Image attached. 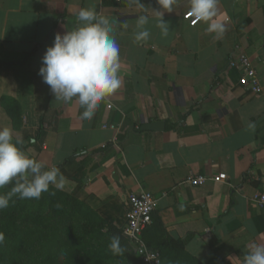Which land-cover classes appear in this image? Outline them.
Listing matches in <instances>:
<instances>
[{"label": "crops", "instance_id": "crops-1", "mask_svg": "<svg viewBox=\"0 0 264 264\" xmlns=\"http://www.w3.org/2000/svg\"><path fill=\"white\" fill-rule=\"evenodd\" d=\"M139 2L0 0L4 56L22 62L32 52L19 74L0 72V96L20 103L27 128L42 124L40 150L23 151L58 167L63 191L119 228L128 194L149 191L153 221L181 239L187 253L204 264H242L249 243L264 244V209L253 200L264 189V0H218L216 19L226 28L220 39L202 22L187 24L188 0H176L171 12L157 0ZM81 8L112 22L121 58V86L90 121L80 120L75 101H56L38 75L46 47L78 26ZM161 11L166 37L157 27ZM140 15L148 17L150 37L135 42ZM239 53L252 61L259 94L228 66ZM12 85V92L3 90ZM155 121L164 122L163 130L141 128ZM191 171L224 173L226 180L193 187L184 182Z\"/></svg>", "mask_w": 264, "mask_h": 264}, {"label": "clouds", "instance_id": "clouds-1", "mask_svg": "<svg viewBox=\"0 0 264 264\" xmlns=\"http://www.w3.org/2000/svg\"><path fill=\"white\" fill-rule=\"evenodd\" d=\"M140 3L139 0H132ZM163 11L171 12L176 0H157ZM218 0H188L187 15L194 23L202 22L205 31L216 39L223 37L226 28L217 17ZM78 26L63 34H56L51 46H47L41 57L38 75L49 86L56 101L75 103L83 109L81 121H90L100 103L115 93L121 86L120 48L115 39L112 22L94 9L81 8L76 14ZM149 22L146 15L136 20L134 41H146L150 37L145 27ZM157 27L166 37L169 25L162 19V11ZM248 128H254L249 123ZM22 136H13V130L0 127V188L11 185L6 193H0V211L19 200H38L43 193L55 195L65 187V177L56 166L47 168L45 163L28 155L21 147ZM15 198V199H14ZM5 237L0 233V245ZM113 257L124 254L120 237L113 235L107 245ZM242 264H264V244L249 243Z\"/></svg>", "mask_w": 264, "mask_h": 264}, {"label": "trees", "instance_id": "trees-1", "mask_svg": "<svg viewBox=\"0 0 264 264\" xmlns=\"http://www.w3.org/2000/svg\"><path fill=\"white\" fill-rule=\"evenodd\" d=\"M32 52L22 62L8 60L0 48V72L27 67ZM15 68V69H14ZM0 109L10 120L14 131L20 132L22 150L35 146L40 150L45 130L39 123L35 129L26 127L20 103L10 95L0 96ZM11 185L0 188L6 193ZM55 195L43 193L38 200H19L0 211V264H142L132 246L112 218H104L86 202L63 191ZM162 223H152L142 237L150 249L160 254V264H204L187 253L183 242L171 238ZM120 237L125 252L113 257L107 249L110 237Z\"/></svg>", "mask_w": 264, "mask_h": 264}, {"label": "built area", "instance_id": "built-area-1", "mask_svg": "<svg viewBox=\"0 0 264 264\" xmlns=\"http://www.w3.org/2000/svg\"><path fill=\"white\" fill-rule=\"evenodd\" d=\"M188 10L183 14L187 24L194 26V18L187 15ZM228 66L240 70L239 81L242 85L250 87L253 92H261V86L252 61L244 53L237 56H231L228 60ZM214 182L225 181L224 173L205 174L189 172L184 182L190 186L196 187L204 184L206 181ZM253 200L258 207L264 209V189L256 191ZM156 199L154 195L145 190L132 192L127 196V209L125 213V225L122 229L124 236L132 246L133 250L141 260L142 264H160V254L147 247L142 234L143 231L152 223V214L155 209Z\"/></svg>", "mask_w": 264, "mask_h": 264}, {"label": "water", "instance_id": "water-1", "mask_svg": "<svg viewBox=\"0 0 264 264\" xmlns=\"http://www.w3.org/2000/svg\"><path fill=\"white\" fill-rule=\"evenodd\" d=\"M143 130H163L164 122L163 121H155L151 123H144L141 127Z\"/></svg>", "mask_w": 264, "mask_h": 264}, {"label": "rangeland", "instance_id": "rangeland-1", "mask_svg": "<svg viewBox=\"0 0 264 264\" xmlns=\"http://www.w3.org/2000/svg\"><path fill=\"white\" fill-rule=\"evenodd\" d=\"M22 68V67H21ZM15 69V68H14ZM16 71V70H15ZM18 71H20V68L18 69ZM10 72H13V71H10ZM1 85V84H0ZM15 86H11V87H9V88H7V89H3V90H9L10 89V91L12 92V88H14ZM0 119L2 120V121H4L3 122V126H0V127H4V126H8V127H11V125H10V122H9V120H8V117L4 114H0ZM16 132V134L13 132V136H14V138L17 136V135H19L20 136V132H17V131H15Z\"/></svg>", "mask_w": 264, "mask_h": 264}]
</instances>
